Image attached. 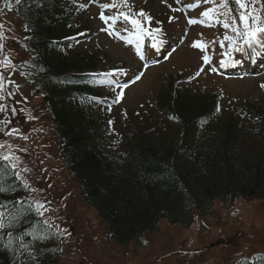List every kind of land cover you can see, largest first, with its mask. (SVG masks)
<instances>
[{"label": "rangeland", "instance_id": "1", "mask_svg": "<svg viewBox=\"0 0 264 264\" xmlns=\"http://www.w3.org/2000/svg\"><path fill=\"white\" fill-rule=\"evenodd\" d=\"M13 1L18 0H0V156L9 161L30 189L41 219L53 228L49 234L62 239L63 255L54 264H236L264 253V198L216 201L206 215L196 216L187 229L162 219L157 231L146 232L141 242L130 245H120L107 237L105 222L83 201L78 183L61 164L59 145L51 132L43 99L26 70L29 56L24 53V25L15 13ZM196 2L201 9L189 15L182 12V4ZM76 3L83 7L75 15L76 31L85 26L95 29L81 43L73 44L72 53L98 50L100 70H132L107 81L111 82L115 101L95 109L99 114L98 137L103 138L104 144L109 143L113 155L123 149L121 144L131 126L143 129L145 136L166 142L179 134L178 124L156 102L158 93L170 82H179L191 92L216 93L220 115L227 114L233 106L241 107L244 100L264 103V72L230 76L214 65L221 62L218 51L224 50L236 34L231 40L225 39L229 37V27L224 24H230V13L218 10L221 4L211 6V0H132L127 5L132 15L126 11L124 0ZM243 3L246 8L240 6L241 10L250 8L258 13L261 8L255 0ZM141 7L146 8V15L138 20L139 24H133L139 19ZM210 9L215 11L203 15ZM188 18L195 22L188 24ZM148 21L162 35L170 36L172 45L165 56L150 49L149 61L154 63L146 66L133 40L125 41L118 35L138 39L143 47L140 30ZM239 39L237 36L235 43ZM194 43L203 47H194ZM101 86L103 90L110 89L107 84ZM54 242L53 236L44 234L32 241L30 248L37 251L40 244L41 254L51 255Z\"/></svg>", "mask_w": 264, "mask_h": 264}, {"label": "trees", "instance_id": "2", "mask_svg": "<svg viewBox=\"0 0 264 264\" xmlns=\"http://www.w3.org/2000/svg\"><path fill=\"white\" fill-rule=\"evenodd\" d=\"M221 1L232 17L239 16L237 0ZM255 1L261 6L255 14L264 17V0ZM13 3L24 25L26 70L43 99L61 164L78 183L83 201L105 222L110 240L130 245L157 231L162 219L187 229L215 201L264 198L263 102L244 100L241 107L220 115L216 93L191 92L170 82L156 102L178 124L179 134L166 142L131 126L123 149L113 155L109 143L98 137L99 114L91 102L110 95L91 83L100 77L82 74L99 66V51L74 55L71 49L81 7L75 0ZM237 23L229 37L239 33L233 30H238ZM88 30L91 26L82 32ZM0 188V264L57 263L63 255L62 239L49 234L53 228L41 219L30 189L2 156ZM44 234L54 237L51 255L41 254L40 244L31 251V242ZM236 264H264V253Z\"/></svg>", "mask_w": 264, "mask_h": 264}, {"label": "snow or ice", "instance_id": "3", "mask_svg": "<svg viewBox=\"0 0 264 264\" xmlns=\"http://www.w3.org/2000/svg\"><path fill=\"white\" fill-rule=\"evenodd\" d=\"M237 3L240 4L241 8H246V5L243 3V0H237ZM8 6L10 7V5H8ZM221 6H223V5H221ZM214 11H215V9H210V10L206 11L205 13H203V15L209 16L210 13H212ZM138 15L144 16L146 14L141 10L138 13ZM101 18L104 19L103 14H101ZM240 20H242L244 22V28H245L243 44H240L238 46L230 44L229 47L232 48L235 52L243 53V52H245V46H247L248 48H252L253 54H255L254 45L257 43H260L258 33H264V28H261V27H255L254 28V27L250 26L248 15H241ZM189 22L192 23L195 21H189ZM132 23L133 24H139L140 22L138 20H133ZM0 27H3V25H0ZM224 27L227 28V27H229V25L225 22ZM233 30L237 31V29H233ZM225 39L231 40L230 37H225ZM193 46L194 47H196V46L203 47V45H197L195 43ZM0 47H2V46H0ZM226 55H228L230 59L232 58L231 53H226ZM204 59L207 60L208 58L204 57ZM7 62L10 63V60ZM213 71H215V69H213ZM0 87H2V85H0ZM262 87H264V85H262ZM0 191H4V189L0 188ZM2 215L3 214L0 213V216H2ZM0 227H4V225L2 223H0ZM23 247H26V246H23Z\"/></svg>", "mask_w": 264, "mask_h": 264}]
</instances>
